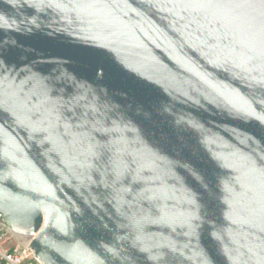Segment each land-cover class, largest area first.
Returning <instances> with one entry per match:
<instances>
[{
  "label": "water",
  "instance_id": "95a60500",
  "mask_svg": "<svg viewBox=\"0 0 264 264\" xmlns=\"http://www.w3.org/2000/svg\"><path fill=\"white\" fill-rule=\"evenodd\" d=\"M0 224L43 264H264V0H0Z\"/></svg>",
  "mask_w": 264,
  "mask_h": 264
},
{
  "label": "built area",
  "instance_id": "2783aa9c",
  "mask_svg": "<svg viewBox=\"0 0 264 264\" xmlns=\"http://www.w3.org/2000/svg\"><path fill=\"white\" fill-rule=\"evenodd\" d=\"M8 230L0 224V264H43L31 251L20 242L12 246Z\"/></svg>",
  "mask_w": 264,
  "mask_h": 264
},
{
  "label": "rangeland",
  "instance_id": "374dc122",
  "mask_svg": "<svg viewBox=\"0 0 264 264\" xmlns=\"http://www.w3.org/2000/svg\"><path fill=\"white\" fill-rule=\"evenodd\" d=\"M8 232V231H7ZM8 235H9V237H10V239L8 240V244L10 245V246H12V245H14V244H16V243H19V241L10 233V232H8Z\"/></svg>",
  "mask_w": 264,
  "mask_h": 264
}]
</instances>
